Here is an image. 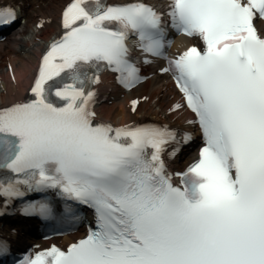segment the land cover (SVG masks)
<instances>
[{
  "label": "snow or ice",
  "instance_id": "6c2138e0",
  "mask_svg": "<svg viewBox=\"0 0 264 264\" xmlns=\"http://www.w3.org/2000/svg\"><path fill=\"white\" fill-rule=\"evenodd\" d=\"M15 18L0 9V24ZM62 24L33 95L0 107V212L18 198L26 215L75 222L85 205L93 221L66 249L14 264H264V0H173L166 13L144 0H69ZM170 27L202 46L170 56ZM132 36L146 63L167 59L161 71L198 116L204 144L186 171L170 172L166 156L194 133L96 119L90 77L99 85L111 71L129 89L148 79L131 58ZM32 193L43 195L25 199ZM9 252L0 240V256Z\"/></svg>",
  "mask_w": 264,
  "mask_h": 264
},
{
  "label": "bare ground",
  "instance_id": "6f19581e",
  "mask_svg": "<svg viewBox=\"0 0 264 264\" xmlns=\"http://www.w3.org/2000/svg\"><path fill=\"white\" fill-rule=\"evenodd\" d=\"M68 1L0 0V3H21L27 12L26 24L0 42V107L22 102L28 95L39 56L46 43L60 33L61 11ZM97 90L98 118L117 127L147 120L173 124H185L191 120V116L183 109L173 112L176 104L183 103V98L174 84L165 77L156 75L139 91L118 97L111 78L105 76L97 85ZM137 99H141V104L135 112L133 101ZM74 240V237H66L63 243Z\"/></svg>",
  "mask_w": 264,
  "mask_h": 264
}]
</instances>
